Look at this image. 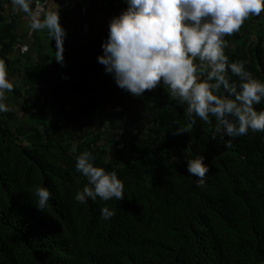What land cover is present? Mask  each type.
Listing matches in <instances>:
<instances>
[{
	"label": "trees",
	"instance_id": "1",
	"mask_svg": "<svg viewBox=\"0 0 264 264\" xmlns=\"http://www.w3.org/2000/svg\"><path fill=\"white\" fill-rule=\"evenodd\" d=\"M126 7L94 0L80 14L85 35L63 39L58 63L47 30L0 0V61L13 84L0 112V264H264V132L229 142L213 116L190 117L162 82L139 96L117 87L96 59L108 33L99 16ZM58 15L63 27L68 14ZM249 18L223 37L224 54L264 82V11ZM253 107L264 110V98ZM53 110L47 129L18 117ZM177 126L186 132L173 135ZM81 151L116 173L123 199L74 200L86 183L74 169ZM196 154L208 165L202 185L186 170ZM36 186L51 193L41 210ZM102 206L113 213L106 220Z\"/></svg>",
	"mask_w": 264,
	"mask_h": 264
},
{
	"label": "clouds",
	"instance_id": "2",
	"mask_svg": "<svg viewBox=\"0 0 264 264\" xmlns=\"http://www.w3.org/2000/svg\"><path fill=\"white\" fill-rule=\"evenodd\" d=\"M11 3L27 14L31 30H47L49 39L55 42V60L62 63L65 30L57 10L45 12L41 18L30 11L31 0ZM126 5L110 19L107 37L101 44L102 55L96 58L117 87L139 96L162 82L178 105H187L190 117L194 113L207 122L209 115L213 116L229 142L249 131L264 132V110L253 107L264 98V82L251 76L245 61L228 63L224 54L227 42L223 39L239 30L250 15L258 16L264 11V0H126ZM198 67L207 68L203 79L197 76ZM228 72L238 78V84L229 82ZM12 88L0 61V112L7 110L5 92ZM183 132L186 129L180 126L172 130L173 135ZM203 160L199 154L186 160V170L198 185L204 183L208 172ZM93 161L89 151L75 157L74 169L86 183L75 193L74 200L84 203L97 197L104 201L123 199L121 179ZM34 195L35 207L41 210L51 193L46 187L36 186ZM112 215L108 207H100L101 219Z\"/></svg>",
	"mask_w": 264,
	"mask_h": 264
},
{
	"label": "built area",
	"instance_id": "3",
	"mask_svg": "<svg viewBox=\"0 0 264 264\" xmlns=\"http://www.w3.org/2000/svg\"><path fill=\"white\" fill-rule=\"evenodd\" d=\"M93 1L94 0H31L29 7L30 11L37 13L41 18L45 12H54L57 10L58 13H67L68 20L63 25V29L65 30L64 38L72 39L73 37L85 35V26L81 23L80 14L83 13Z\"/></svg>",
	"mask_w": 264,
	"mask_h": 264
},
{
	"label": "rangeland",
	"instance_id": "4",
	"mask_svg": "<svg viewBox=\"0 0 264 264\" xmlns=\"http://www.w3.org/2000/svg\"><path fill=\"white\" fill-rule=\"evenodd\" d=\"M118 5V4H117ZM116 5V7H118ZM17 11H19V18L20 19H22V22H26V23H28L29 24V18H28V16H27V14H25L24 12H22V11H20L19 10V8H17ZM103 14H101L99 17H102L103 18V23L105 24V25H107L108 23H109V21H110V19L113 17L112 15H113V12L112 11H107L106 13H104V15L102 16ZM245 21H247L248 23L251 21L250 20V18H247ZM104 26V25H103ZM24 30H25V28H24ZM65 102L67 101V98H65V100H64ZM64 105H65V103H64ZM67 105H65V107H66ZM68 107H66V109H67ZM18 117L20 118V119H25L26 120V122L28 123V124H31V125H36V124H38V126H41L42 128H44V129H47V128H49V126L58 118V113L56 112V111H51V112H49V113H46V114H38L34 119H32V120H28V119H26V118H23V117H21L19 114H18ZM62 118V117H61ZM63 121H66V119L65 118H63Z\"/></svg>",
	"mask_w": 264,
	"mask_h": 264
},
{
	"label": "crops",
	"instance_id": "5",
	"mask_svg": "<svg viewBox=\"0 0 264 264\" xmlns=\"http://www.w3.org/2000/svg\"><path fill=\"white\" fill-rule=\"evenodd\" d=\"M20 19V18H19ZM21 23H22V19H20Z\"/></svg>",
	"mask_w": 264,
	"mask_h": 264
}]
</instances>
